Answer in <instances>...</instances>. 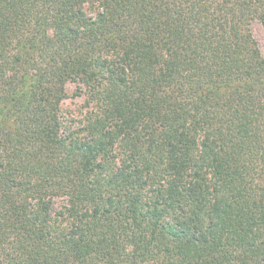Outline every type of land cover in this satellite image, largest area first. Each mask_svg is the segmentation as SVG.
<instances>
[{
	"label": "trees",
	"instance_id": "trees-1",
	"mask_svg": "<svg viewBox=\"0 0 264 264\" xmlns=\"http://www.w3.org/2000/svg\"><path fill=\"white\" fill-rule=\"evenodd\" d=\"M253 18L264 0H0V264H264Z\"/></svg>",
	"mask_w": 264,
	"mask_h": 264
},
{
	"label": "rangeland",
	"instance_id": "rangeland-1",
	"mask_svg": "<svg viewBox=\"0 0 264 264\" xmlns=\"http://www.w3.org/2000/svg\"><path fill=\"white\" fill-rule=\"evenodd\" d=\"M249 30L253 39L255 40L260 54L264 57V24H262L258 19L253 18L249 22ZM65 92L67 96L62 100L60 109L66 111L65 113H73L77 115L79 113L78 109L83 104L84 96L77 95L79 84L75 82L65 83ZM77 113V114H76ZM60 201H57V204Z\"/></svg>",
	"mask_w": 264,
	"mask_h": 264
}]
</instances>
